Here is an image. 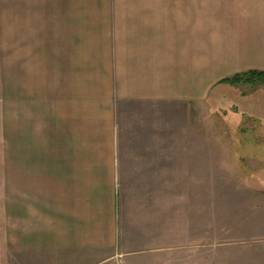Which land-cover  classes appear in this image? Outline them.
I'll return each mask as SVG.
<instances>
[{
    "label": "crops",
    "instance_id": "crops-1",
    "mask_svg": "<svg viewBox=\"0 0 264 264\" xmlns=\"http://www.w3.org/2000/svg\"><path fill=\"white\" fill-rule=\"evenodd\" d=\"M0 2V264L136 256L127 195L156 202L194 143L178 122L226 88L264 125V84L227 82L264 72V0Z\"/></svg>",
    "mask_w": 264,
    "mask_h": 264
},
{
    "label": "rangeland",
    "instance_id": "rangeland-1",
    "mask_svg": "<svg viewBox=\"0 0 264 264\" xmlns=\"http://www.w3.org/2000/svg\"><path fill=\"white\" fill-rule=\"evenodd\" d=\"M8 21L0 16V25ZM239 92L213 91L204 120L195 113L193 131L178 122L179 139L191 134L194 143L188 154L179 146L171 177L146 179L163 189L152 195L156 202L139 206L137 187L127 195L129 224L139 231L131 235L136 256H98L99 264H264V125L233 113L234 101L242 104ZM259 104L244 108L263 112L264 100Z\"/></svg>",
    "mask_w": 264,
    "mask_h": 264
},
{
    "label": "trees",
    "instance_id": "trees-1",
    "mask_svg": "<svg viewBox=\"0 0 264 264\" xmlns=\"http://www.w3.org/2000/svg\"><path fill=\"white\" fill-rule=\"evenodd\" d=\"M227 82L231 84H264V72H249L242 75H237Z\"/></svg>",
    "mask_w": 264,
    "mask_h": 264
}]
</instances>
